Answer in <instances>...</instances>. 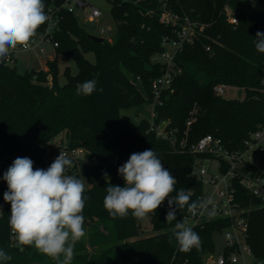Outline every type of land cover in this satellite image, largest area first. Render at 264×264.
Instances as JSON below:
<instances>
[{
    "label": "trees",
    "instance_id": "trees-1",
    "mask_svg": "<svg viewBox=\"0 0 264 264\" xmlns=\"http://www.w3.org/2000/svg\"><path fill=\"white\" fill-rule=\"evenodd\" d=\"M111 1L117 32L112 40L98 42L90 37L78 14L62 7L64 0H43L46 12L49 7L59 8L61 16L56 53L71 54L78 70L72 73L68 66L62 83L57 58L47 60V69L32 68L25 73L18 72L15 64L0 62V160L12 163L17 157H29L36 169L44 163V146L64 132L69 145L87 151L90 160L113 163L109 179L85 186L84 227L90 234L87 242L96 251L89 254L84 241L77 242L74 259L79 264H207V254L216 249L215 234L223 233L228 220L191 226L201 238V248L182 252L174 239L169 243V236L175 223L184 220L187 208L177 210V220L169 223L160 206L148 215L149 232L143 220L131 213L126 218H112L103 200L109 183L124 186L118 168L132 153L150 148L177 179L172 196L181 188L199 191L201 182L193 171L203 155L181 151L180 141L194 142L211 134L239 147L264 122V53L255 47L257 31L264 32V0ZM226 5L237 23L229 21ZM166 9L205 24L176 56L182 71L155 110L154 123L168 121L167 128L175 131L174 142L158 135L151 119L137 123L120 116L121 107L151 102L152 82L167 69L157 59L164 50L163 37L175 35V26L161 21ZM88 53L94 54V60ZM93 79L96 90L78 95L77 85ZM218 84L241 88L244 96L226 99L215 92ZM76 164L67 174L80 179ZM7 190L3 180L0 249L12 257L7 264H54L34 247L15 244L8 223L11 205L3 199ZM238 198L249 207L247 242L254 255L264 260V203L242 186ZM191 199L196 201V195Z\"/></svg>",
    "mask_w": 264,
    "mask_h": 264
},
{
    "label": "clouds",
    "instance_id": "clouds-1",
    "mask_svg": "<svg viewBox=\"0 0 264 264\" xmlns=\"http://www.w3.org/2000/svg\"><path fill=\"white\" fill-rule=\"evenodd\" d=\"M48 24V31L55 26L46 13L43 0H0V62L6 60L19 47L28 49L40 26ZM256 50L264 53V32L257 31ZM96 80L79 83L78 95H91L96 90ZM102 91V89H101ZM74 166L67 153L61 152L47 169H34L29 157H17L3 174L8 190L3 199L11 205L9 227L20 245L32 246L48 256L54 264H71L75 245L85 235L83 210L88 199L81 179L66 174ZM107 178V173L104 174ZM124 186L106 187L103 206L112 218L132 217L143 220L167 199L166 221L177 220V210L187 208L192 215H215L211 198L191 199L192 189L181 188L176 196L177 179L152 148L132 153L118 168ZM175 205V207H173ZM177 243L179 250H199L201 238L187 220L177 221L169 243ZM12 257L0 249V264H7Z\"/></svg>",
    "mask_w": 264,
    "mask_h": 264
},
{
    "label": "built area",
    "instance_id": "built-area-1",
    "mask_svg": "<svg viewBox=\"0 0 264 264\" xmlns=\"http://www.w3.org/2000/svg\"><path fill=\"white\" fill-rule=\"evenodd\" d=\"M62 7L79 16L84 14L85 20L88 22L97 21L102 16V11L87 0H64ZM58 10L59 8L49 7L46 12L55 25L52 31L47 30L48 24L46 23L44 30L37 31V35L33 38L28 49L18 46L4 62L10 65L15 64L17 61L16 53L24 50L37 49L44 54L46 53L45 43L52 44L53 48L56 49L59 43L55 39V35L59 30L61 19ZM225 12L230 22L237 23V18L233 15L229 5H226ZM161 21L167 25L175 26L176 29L174 36L166 35L162 40L164 50L158 56L161 57L160 61L166 64L167 69L161 76L153 80L151 85L154 95L151 100L153 112L151 122L158 135L172 139L174 142L176 141V138H173L175 131L167 128L168 121L165 120L159 124L154 123L155 110L158 105L163 103L164 92L170 88L174 78L182 71L181 67L176 64V56L187 42L194 40V37L205 27V24L192 20L188 16L181 18L170 9L162 12ZM104 32L105 29H102L100 33L104 35ZM226 88L227 85L218 84L214 90L217 94L224 95ZM190 124L191 121H188V125ZM44 148V163L37 167L41 169H47L60 154V151L67 153L75 164L80 159L83 150L79 147L70 146L67 139L54 140L45 145ZM180 150L203 155L193 171L201 182V188L199 191L194 188L191 189L193 195L197 197L196 200L211 198L216 209L215 215L211 218L207 215H192L188 212L184 217V220H187V225L195 226L219 219H226L229 222L223 230L225 242L222 252L217 256L214 255L215 252L207 254L206 263L236 264L241 260L243 264H246V257L249 255L255 259L256 263L254 264H264V260L254 255L250 244L247 242L248 220L246 213L249 207L243 206L238 198V188L242 186L258 198L261 203H264V165L261 164L264 161V122L239 147L229 146L223 139L207 134L194 142H188L187 139L181 140ZM9 166L10 161L0 160V172L4 173ZM161 207L166 214L168 211L167 199ZM12 238L16 245L23 247L15 239L13 233Z\"/></svg>",
    "mask_w": 264,
    "mask_h": 264
},
{
    "label": "rangeland",
    "instance_id": "rangeland-1",
    "mask_svg": "<svg viewBox=\"0 0 264 264\" xmlns=\"http://www.w3.org/2000/svg\"><path fill=\"white\" fill-rule=\"evenodd\" d=\"M88 2L93 3L96 7H98L102 11V16L99 20L94 22H88L85 20V15H80L81 20L85 23L86 30L89 32L90 35H103L101 34V30L105 29L104 37L112 40L117 32V22L112 14V6L113 3L111 0H87ZM264 7V4H263ZM46 44V53H40L37 49L32 50H24L21 52L16 53V63L17 70L20 73H25L26 71L32 68H44L47 66L46 60L49 58L50 55L55 56L58 61L59 69L61 72L60 81L64 83L66 81V76L64 72L66 68L69 66L72 73H76L78 70L77 64L71 54H57L56 49L53 48L52 44ZM88 58L90 60H94V54L88 53ZM161 60V57H157ZM53 60L54 58H49ZM48 59V60H49ZM130 78L135 80L133 75H130ZM136 81V80H135ZM238 91L239 88L235 86H227L226 93L224 94V98L226 99H236L238 98ZM244 96V93H242ZM152 104L151 102H146L143 105L135 106V107H121L120 108V116L124 119H129L134 122H140L143 118H152ZM64 140L66 139L65 133L62 132L59 134L54 140ZM259 160V158H258ZM12 163H10L11 165ZM264 165V161L261 162ZM77 170L79 172L80 179L84 182L85 186H91L95 182H98L102 179H109L112 175L114 165L112 162H100L96 160H90L88 152L82 150V154L80 159L77 161ZM105 173H107V178L105 177ZM3 172H0V186L3 182ZM67 174V172H66ZM143 227L145 230L151 232L152 231V223L150 221L149 216L143 219ZM86 235L81 239L84 241L85 245H87V251L89 254H92L96 251L95 247H90L88 244V238L90 234L88 232L87 227ZM215 242H216V249L214 255H218L222 252L224 247V235L223 233L215 234ZM80 262V261H79ZM79 262L73 258L71 264H79ZM264 262V261H263ZM255 259L249 255L246 257V264H254ZM30 264H43L41 262L32 261ZM236 264H243L240 260Z\"/></svg>",
    "mask_w": 264,
    "mask_h": 264
},
{
    "label": "water",
    "instance_id": "water-1",
    "mask_svg": "<svg viewBox=\"0 0 264 264\" xmlns=\"http://www.w3.org/2000/svg\"><path fill=\"white\" fill-rule=\"evenodd\" d=\"M90 37L95 40V41H98V42H102L104 41L105 37L103 36H97V35H90ZM242 92H243V89H239L238 91V97L240 98L242 96Z\"/></svg>",
    "mask_w": 264,
    "mask_h": 264
},
{
    "label": "crops",
    "instance_id": "crops-1",
    "mask_svg": "<svg viewBox=\"0 0 264 264\" xmlns=\"http://www.w3.org/2000/svg\"><path fill=\"white\" fill-rule=\"evenodd\" d=\"M49 58H56V57H55V56H52V55H50V56H49ZM49 58H48V59H49ZM48 59H47V60H48ZM47 60H46V62H47ZM44 69H47V66H45V67H44Z\"/></svg>",
    "mask_w": 264,
    "mask_h": 264
}]
</instances>
